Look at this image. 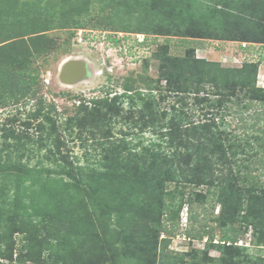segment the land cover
Wrapping results in <instances>:
<instances>
[{
	"label": "trees",
	"instance_id": "1",
	"mask_svg": "<svg viewBox=\"0 0 264 264\" xmlns=\"http://www.w3.org/2000/svg\"><path fill=\"white\" fill-rule=\"evenodd\" d=\"M89 1L81 0L80 7L87 8ZM132 1L148 17L154 11L180 10L182 19L163 24L177 36L183 29L194 34L199 25L202 36L210 28L234 39L241 26L230 17L232 28L226 30L229 10L250 8L256 21L235 41L244 53V43L264 47V0L249 5L244 0ZM86 24L73 23L75 29ZM70 25L54 22L50 29ZM29 40L32 47L20 56H8L0 46V107L32 100L29 118L36 122L33 134L8 125L0 131V260L13 262L15 237L22 235L28 257L36 256L42 243L52 253V264H99L124 247L128 253L145 251L149 259L144 264H264V87L258 85L263 57L224 67L197 58L193 49L185 56L156 55V80H147L142 89L127 81L120 93L108 90L80 99L75 114L64 117L53 103L36 100L38 71L30 66L51 42L43 35ZM229 118L244 125L240 135L229 129ZM67 141L85 148L81 157H70ZM175 199L181 209L192 210L195 201L207 206L214 227L191 215L200 228L189 235L208 238L206 252L217 250L219 258L197 255L179 263L178 257L157 254L160 234H172L162 216L172 208L166 202ZM139 228L146 234V248L135 240Z\"/></svg>",
	"mask_w": 264,
	"mask_h": 264
},
{
	"label": "rangeland",
	"instance_id": "2",
	"mask_svg": "<svg viewBox=\"0 0 264 264\" xmlns=\"http://www.w3.org/2000/svg\"><path fill=\"white\" fill-rule=\"evenodd\" d=\"M244 3L249 5L250 0H244ZM80 4L81 0H0V46L5 49L8 56L22 55L26 47H32L29 38L36 35H43L51 42L49 51L32 59L30 66L38 71L36 100L39 101V98H42L53 103L60 116L74 115L80 99L88 101V99L105 95L108 90L120 93V86L127 81H130L136 89L144 88L147 80L158 78L159 62L155 60L156 55L167 53L172 56H185L187 49H193L197 58L219 62L224 67L241 66L243 59L254 62L261 56L263 63L258 71V84L264 87V47L244 43L247 44L245 46L247 48H244L247 51L244 53L240 42L235 41L239 39L242 31L255 20L249 14L250 8L243 13H234L229 10L230 15L233 14L226 17V21L223 23L224 27H227L226 30L232 28L233 22L230 17L234 18L241 26L233 35L234 39H229L225 37V34L224 36L219 35L210 28L205 29L206 36H202L199 25H195L194 34L191 31L186 34L184 33L186 29H183L177 36L163 25L166 20L172 23L176 18L182 19L183 14L180 10L176 12L174 8L167 13L154 11L148 17L133 8L132 0H90L87 8L84 5L80 7ZM129 10L133 12H129ZM83 13L88 17H83ZM78 19L87 22L84 29H75L73 23ZM54 22H70L71 25L64 29H50ZM145 24H151V26L147 28ZM124 26L129 27L130 30L121 31ZM186 27L189 28L190 25ZM24 33L28 35L24 37ZM108 35L119 39L120 43L113 44L108 39ZM185 35L194 37H185ZM74 60L85 61L88 67V76L81 82L68 85L61 81L60 73L65 63ZM109 78L111 79L109 80ZM23 103H27V105L24 106ZM34 105V101L26 99L17 107L12 104L6 108L0 107V131L5 125H8L17 133L27 130L33 134L36 122H32L29 115L31 111H34ZM199 113L196 110V114ZM228 121L229 129L234 133L239 134L245 130L244 125L237 119L229 118ZM147 137L150 138L149 133L146 134V142L148 141ZM67 145L71 148L69 153L71 158L81 157L85 152V148H81L79 142L69 143L67 141ZM2 146L4 144L0 138V148ZM89 148L87 146V150ZM44 153L45 151H42L40 155H37V158L30 162L31 166H34ZM22 162L27 161L23 158ZM189 189L188 187L185 192L189 193ZM199 191L205 193L206 188H200ZM179 201V199H175L166 202L167 205H172V208L164 212L162 222L167 230L172 231V234L165 232L160 234L157 254L178 257L179 263L191 261L197 255V259L206 256L219 258L220 252L217 250L210 248L206 252L208 238L201 241L189 235L200 228V224L191 222V215L200 216L199 219L204 224L214 227L210 221L207 206L203 208L201 203L195 201L192 210L189 207L181 209ZM217 213L218 209L215 211V214ZM145 236L146 234L140 232V228L135 234V240L140 241V246L144 248H146ZM247 237L249 240L250 235ZM218 239L219 234L216 232L215 240ZM163 240L167 242L162 243ZM25 243L22 235L16 236L12 247L15 255L13 262L0 260V264L53 263L52 253L49 252V249L46 250V246L42 243L34 257L27 256ZM247 245L249 246V242ZM97 247L98 245H95V249ZM121 250L124 251H117L114 259H111L110 254L112 253L109 252V255L102 257V262L98 263L144 264V260L149 259L145 251L140 253L135 250L128 253L125 247ZM251 252L254 253L255 249H251ZM158 255L156 262L159 258Z\"/></svg>",
	"mask_w": 264,
	"mask_h": 264
},
{
	"label": "water",
	"instance_id": "3",
	"mask_svg": "<svg viewBox=\"0 0 264 264\" xmlns=\"http://www.w3.org/2000/svg\"><path fill=\"white\" fill-rule=\"evenodd\" d=\"M88 76V67L85 61L74 60L65 63L61 69L60 79L63 83L71 85Z\"/></svg>",
	"mask_w": 264,
	"mask_h": 264
},
{
	"label": "built area",
	"instance_id": "4",
	"mask_svg": "<svg viewBox=\"0 0 264 264\" xmlns=\"http://www.w3.org/2000/svg\"><path fill=\"white\" fill-rule=\"evenodd\" d=\"M247 44H243V46L245 47Z\"/></svg>",
	"mask_w": 264,
	"mask_h": 264
},
{
	"label": "bare ground",
	"instance_id": "5",
	"mask_svg": "<svg viewBox=\"0 0 264 264\" xmlns=\"http://www.w3.org/2000/svg\"><path fill=\"white\" fill-rule=\"evenodd\" d=\"M83 81V79H80V82Z\"/></svg>",
	"mask_w": 264,
	"mask_h": 264
},
{
	"label": "crops",
	"instance_id": "6",
	"mask_svg": "<svg viewBox=\"0 0 264 264\" xmlns=\"http://www.w3.org/2000/svg\"><path fill=\"white\" fill-rule=\"evenodd\" d=\"M264 84V83H263ZM259 85V84H258ZM260 86V85H259ZM262 86V85H261Z\"/></svg>",
	"mask_w": 264,
	"mask_h": 264
}]
</instances>
